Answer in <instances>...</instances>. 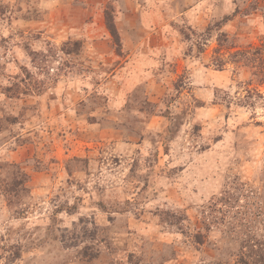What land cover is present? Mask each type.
<instances>
[{
	"label": "rangeland",
	"instance_id": "374dc122",
	"mask_svg": "<svg viewBox=\"0 0 264 264\" xmlns=\"http://www.w3.org/2000/svg\"><path fill=\"white\" fill-rule=\"evenodd\" d=\"M0 264H264V0H0Z\"/></svg>",
	"mask_w": 264,
	"mask_h": 264
}]
</instances>
